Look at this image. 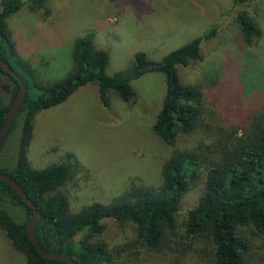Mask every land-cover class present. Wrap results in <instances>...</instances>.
<instances>
[{
	"label": "rangeland",
	"instance_id": "rangeland-1",
	"mask_svg": "<svg viewBox=\"0 0 264 264\" xmlns=\"http://www.w3.org/2000/svg\"><path fill=\"white\" fill-rule=\"evenodd\" d=\"M24 1L19 10L4 16V24L19 55L45 83L76 70L75 40L88 31L95 32V47L108 51L107 73L114 74L131 71L138 52L162 61L166 54L215 29L211 37L203 39L200 57L178 66L182 82L203 93V122L210 128L182 134L175 146L153 129L167 85L161 70L134 79L136 95L129 101L110 90L106 106L94 80L35 116L28 162L34 169L59 163L71 168L70 178L60 187L69 198L71 211L92 202L107 204L132 184H160L162 163L176 148L212 149L227 119L221 101L264 97V0ZM237 14L253 18L262 29L255 44L245 42ZM0 84L6 93L10 77L1 73ZM20 130L18 120L0 151V165H14ZM200 172L180 201L174 231L165 235L159 248H147L137 237L133 222L112 218L104 220L101 233L81 231L74 241L103 242L114 252L112 264H213L211 252H201L199 245L190 247L185 234L188 211L197 205L205 188L206 168ZM16 202V198H8L5 204L16 218H23L24 210ZM1 226L0 264H29L27 255L14 246ZM253 242L255 258H264L258 256H264V237L255 236Z\"/></svg>",
	"mask_w": 264,
	"mask_h": 264
},
{
	"label": "trees",
	"instance_id": "trees-1",
	"mask_svg": "<svg viewBox=\"0 0 264 264\" xmlns=\"http://www.w3.org/2000/svg\"><path fill=\"white\" fill-rule=\"evenodd\" d=\"M23 4L24 0H4L0 11V55L22 76L26 88L16 118L0 147L1 151L20 120L16 161L12 166L0 165V171L14 177L40 209L34 231L41 247L68 254L80 264H112L114 252L103 242L74 241L76 233L81 231L101 233L104 220L112 218L133 222L141 242L147 248H159L165 235L174 231L180 201L189 191L190 183L200 178L204 166L207 172L204 191L197 205L188 211L185 234L190 242L187 244L201 246V252H211L213 264H264V258H255L257 247L253 242L255 236L264 237V97L260 94L257 99L221 101L220 108L227 119L212 149L176 148L162 163L160 184H132L107 204L92 202L71 211L68 196L60 190L70 178L71 168L59 163L34 169L27 158L34 135V118L39 112L63 103L79 86L94 80L98 83L99 98L106 106L110 90L123 101H129L136 95L132 81L151 70H161L166 75L163 104L153 129L167 144L175 146L182 134L195 133L205 126L210 128L203 122V93L182 82L178 66H187L199 58L203 39L211 37L215 29L166 54L162 61L151 59L145 51L138 52L131 71L114 74L107 73L108 51L97 49L95 32L88 31L75 40L76 70L61 80L45 83L36 69L19 55L4 24V16L19 10ZM236 18L245 42L255 44L262 37V29L245 14H237ZM1 73L10 77V84L6 93L0 84V130L21 84L18 77L0 65V78ZM8 198L17 199L16 204L24 210L23 218H16L7 209ZM33 213L34 209L13 186L0 180V224L14 246L27 255L29 264H67L44 258L29 240L26 226ZM258 256L264 257L261 253Z\"/></svg>",
	"mask_w": 264,
	"mask_h": 264
},
{
	"label": "water",
	"instance_id": "water-1",
	"mask_svg": "<svg viewBox=\"0 0 264 264\" xmlns=\"http://www.w3.org/2000/svg\"><path fill=\"white\" fill-rule=\"evenodd\" d=\"M0 65L10 73L14 74L16 77H18L21 82L18 92L16 93L14 99L10 103V109L8 111L6 120L0 130V147H1L5 135L8 133L9 129L11 128L16 118L17 112L20 108V104L24 98L26 88L22 76L2 55H0ZM0 180L2 181L5 180L6 182L10 183L13 186V188L17 191V193L23 198V200L26 201L34 209V213L26 226V234L29 240L31 241V243L38 249L41 255L44 258L62 261L67 264H80L79 261H76L73 257H71L68 254L45 250L44 248L41 247L40 243L36 238L34 231L37 221L41 215L40 209L37 207L36 203H34V201L28 196L27 192L23 189V186L14 177H12L11 175H9L4 171L2 172L0 171Z\"/></svg>",
	"mask_w": 264,
	"mask_h": 264
}]
</instances>
